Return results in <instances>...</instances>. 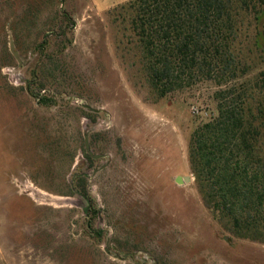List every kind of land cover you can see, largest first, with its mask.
<instances>
[{"label": "rangeland", "instance_id": "rangeland-1", "mask_svg": "<svg viewBox=\"0 0 264 264\" xmlns=\"http://www.w3.org/2000/svg\"><path fill=\"white\" fill-rule=\"evenodd\" d=\"M93 1L0 0V264H264L263 242L213 218L189 159L217 94L253 87L264 52L231 82L196 78L158 98L127 45L131 0L105 11ZM44 42L68 70L35 86L47 104L29 90ZM77 101L104 111L85 115ZM86 132L103 159L87 157Z\"/></svg>", "mask_w": 264, "mask_h": 264}, {"label": "trees", "instance_id": "trees-1", "mask_svg": "<svg viewBox=\"0 0 264 264\" xmlns=\"http://www.w3.org/2000/svg\"><path fill=\"white\" fill-rule=\"evenodd\" d=\"M122 8L132 31L127 45L137 50L138 63L158 98L191 86L196 78L231 82L250 69L249 54L264 52V0H131ZM248 16L254 20L246 21ZM63 17L69 19L67 13ZM43 44L29 90L47 104L49 97L40 99L35 86L60 81L67 69H59L55 55L45 53L49 43ZM221 95L217 116L191 135V170L213 218L237 238L264 243V70L253 87ZM78 179L77 189L90 204L86 179Z\"/></svg>", "mask_w": 264, "mask_h": 264}, {"label": "water", "instance_id": "water-1", "mask_svg": "<svg viewBox=\"0 0 264 264\" xmlns=\"http://www.w3.org/2000/svg\"><path fill=\"white\" fill-rule=\"evenodd\" d=\"M11 50L14 54V56L17 58V60L19 62H21V59H20V56H19V53L16 52L14 50V46H13V43H12V46H11ZM80 106H82L84 109L88 110L89 112H93V113H100L102 111H104V109L102 108H97V107H94L88 103H81ZM85 149H86V152L93 158V159H96V160H99V159H103L105 157V155H102V154H95L94 151L92 150L91 148V144H90V141H89V135L88 133L86 132L85 133ZM108 164H105V165H102L100 168H97L95 171H94V175L99 172L100 170L104 169ZM178 180H181L180 178H178Z\"/></svg>", "mask_w": 264, "mask_h": 264}, {"label": "crops", "instance_id": "crops-1", "mask_svg": "<svg viewBox=\"0 0 264 264\" xmlns=\"http://www.w3.org/2000/svg\"><path fill=\"white\" fill-rule=\"evenodd\" d=\"M127 1L129 0H95L93 1V5L97 10L105 11Z\"/></svg>", "mask_w": 264, "mask_h": 264}, {"label": "built area", "instance_id": "built-area-1", "mask_svg": "<svg viewBox=\"0 0 264 264\" xmlns=\"http://www.w3.org/2000/svg\"><path fill=\"white\" fill-rule=\"evenodd\" d=\"M45 92H46L45 90L42 91V92H41V95L44 94ZM77 104H81V101H77ZM194 112H196V109H194Z\"/></svg>", "mask_w": 264, "mask_h": 264}]
</instances>
